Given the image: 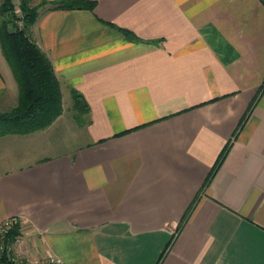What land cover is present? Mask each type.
Masks as SVG:
<instances>
[{
	"label": "crops",
	"instance_id": "crops-1",
	"mask_svg": "<svg viewBox=\"0 0 264 264\" xmlns=\"http://www.w3.org/2000/svg\"><path fill=\"white\" fill-rule=\"evenodd\" d=\"M94 1L42 6L30 26L62 99L74 88L89 109L61 152L50 130L68 126L63 112L0 136V220L19 223L15 254L155 264L171 239L159 264H264V90L253 100L264 0ZM17 96L0 49V111Z\"/></svg>",
	"mask_w": 264,
	"mask_h": 264
},
{
	"label": "trees",
	"instance_id": "trees-1",
	"mask_svg": "<svg viewBox=\"0 0 264 264\" xmlns=\"http://www.w3.org/2000/svg\"><path fill=\"white\" fill-rule=\"evenodd\" d=\"M29 3L30 0H18L20 12L18 14L15 12L14 0L0 1V49L11 69L18 89L16 104L0 111V136L7 133L43 129L50 125L63 110L60 84L52 63L46 53L32 39L29 31L38 14V9L47 5L51 9H88L92 11L95 6L94 0H40L39 3L34 5ZM120 30L130 34L127 30ZM263 90L264 81L259 86L253 100ZM70 95L73 106L78 110V113L88 112V104L80 92L71 88ZM252 104H250L239 125L251 109ZM228 148L229 142L221 150L200 191L209 185ZM198 199L199 193L186 208L178 222L176 231L188 219ZM17 235H19L18 221L4 235V243L10 244ZM170 240L162 249L155 264L161 262ZM0 264H12V260L5 252H0Z\"/></svg>",
	"mask_w": 264,
	"mask_h": 264
},
{
	"label": "rangeland",
	"instance_id": "rangeland-1",
	"mask_svg": "<svg viewBox=\"0 0 264 264\" xmlns=\"http://www.w3.org/2000/svg\"><path fill=\"white\" fill-rule=\"evenodd\" d=\"M40 0H30V5H34L39 3ZM15 4V12H19V4L18 0H14ZM62 107H63V117L61 119L63 120H69L68 126H65L63 128H58L57 126H54L50 130V139L52 141V146H50L51 150H57L58 152H61L62 150H65L67 147L71 146V143L74 144L77 142V140L73 139L72 131H80V125L75 122V120L78 118L79 120H82L83 118V112L80 114L78 113V110L74 108L73 106V100L69 96L68 93H64L63 99H62ZM6 110V109H1ZM72 135V136H71ZM42 143V142H41ZM45 144V143H44ZM59 257V256H58ZM61 258V257H60ZM62 259V258H61Z\"/></svg>",
	"mask_w": 264,
	"mask_h": 264
},
{
	"label": "built area",
	"instance_id": "built-area-1",
	"mask_svg": "<svg viewBox=\"0 0 264 264\" xmlns=\"http://www.w3.org/2000/svg\"><path fill=\"white\" fill-rule=\"evenodd\" d=\"M15 222H17L15 217H6L0 220V252H5L9 259L12 260V264H64V261L56 255H49L32 260L17 256L14 251V246L19 242V235L10 244H5L3 240L4 235Z\"/></svg>",
	"mask_w": 264,
	"mask_h": 264
}]
</instances>
